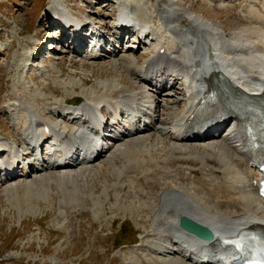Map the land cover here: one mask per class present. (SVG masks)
Masks as SVG:
<instances>
[{
	"label": "bare ground",
	"instance_id": "bare-ground-1",
	"mask_svg": "<svg viewBox=\"0 0 264 264\" xmlns=\"http://www.w3.org/2000/svg\"><path fill=\"white\" fill-rule=\"evenodd\" d=\"M98 1L103 6L109 4L106 0ZM163 1L166 5H154L155 12L150 16V21L158 26L159 36L150 38V33L146 41L143 36L139 40L138 48L145 45L141 52L145 59L141 62L138 57H128L121 63L118 58L125 49L115 44L111 52L104 53L106 41L90 51L81 49L86 59H115L112 66L116 69L121 66L129 72L138 87L120 86L122 78L105 85L104 95L91 93L75 107L68 106L71 102L66 99L56 101L52 114L67 121L64 126L48 119L36 106L33 108L20 101L18 107L23 108L20 115L12 116L18 121L15 123L21 140L18 143H23L22 138L35 143L36 158L48 177L61 172L56 175L57 183L83 180L92 169L90 166L107 155L106 163L99 165L97 170L106 171L108 164L117 167L118 158L127 163L124 175L132 169L140 170L133 175L134 181L146 178L143 184L153 195L154 204H145L144 209L154 218V223L151 231L128 246L137 260L124 258L128 260H124L125 264H229L237 257V252L221 250L219 245L185 231L180 226V217L188 216L208 227L214 239L234 236L247 228H264V200L253 187L252 180L260 179L261 174L254 169V160L249 157L253 155L231 124V120L236 119L235 110L216 104L197 124H189L186 120L196 102L209 92L215 76L221 75L236 92L256 94L259 90L264 80V0H210L227 12L241 8L235 26L231 21L209 19L173 0H158ZM135 9L137 13L143 12L138 6ZM132 10L121 6L119 16L131 22ZM48 18L51 26L57 25L58 20L52 17L50 9ZM139 19L140 23L149 24L143 21L149 18ZM131 31L118 35L119 41H124ZM59 37L65 40L66 35ZM186 81L189 82L187 89L181 88ZM162 102H165L164 109L177 105L176 115L172 118L163 115ZM100 108L102 112L106 110L115 115L129 113L112 125L113 130L108 132L114 136L111 140L98 133L103 124ZM145 111L142 124L139 118ZM66 112L75 115L71 119ZM252 113L253 121L263 127L264 111L254 108ZM205 121L211 129L202 134L199 125ZM49 139L56 144L40 151V146ZM1 146L7 149L0 148V171L7 172L6 181L1 182L26 178L39 171L32 161L14 149L11 140L2 142L0 139ZM98 147V155L86 161L85 158ZM145 150L148 158L141 156ZM182 151L197 153L182 155L179 153ZM152 152L165 157L155 159ZM25 154L30 156L32 152ZM141 174L143 177H138ZM108 193L107 189L103 190L106 200ZM130 258L133 259L132 254Z\"/></svg>",
	"mask_w": 264,
	"mask_h": 264
},
{
	"label": "rangeland",
	"instance_id": "rangeland-1",
	"mask_svg": "<svg viewBox=\"0 0 264 264\" xmlns=\"http://www.w3.org/2000/svg\"><path fill=\"white\" fill-rule=\"evenodd\" d=\"M50 1L0 0V137L4 134L21 141L15 131L18 121L9 114L15 110L20 115L19 111L23 109L18 107L20 101L31 107L34 105L33 108L36 106L48 119L64 126L67 122L52 114L56 110V101L66 99L76 103L77 97L86 96V99L91 93L102 96L105 85L122 78L120 86L131 84L138 87L129 72L121 66L117 69L112 66L115 59H86L61 44L60 31L56 25H50L48 18ZM173 1L209 19L224 23L231 21L233 26L238 23L242 12L240 7L227 12L220 9L216 1L210 0ZM61 2L72 7L80 17L95 16L103 31L112 32L111 28L116 24L113 19L118 11L113 2L104 6L98 0ZM130 3L137 17L142 14L139 18L149 20L155 12L154 5H166L165 1L158 0H130ZM136 6L143 8V12L138 14ZM137 44V36L131 34L124 42H117L122 46ZM112 47L109 44L106 48ZM143 50L144 46L126 50L118 59L123 63L128 57H138L141 62L145 59L141 53ZM28 61L32 62L30 67L26 65ZM9 102L14 103L10 105ZM164 104L162 102L160 106L163 115L175 116L179 107L170 104V109H164ZM47 110L51 113H46ZM150 154H154L155 159L165 157L160 153ZM143 155L148 158V151L142 152ZM107 157L90 166L92 169L83 180L57 183L56 175L61 172L53 173L49 178L48 173L41 170L26 178L0 181V264H125V259L136 261L128 247L135 243H121L131 238L139 241L142 234L152 230L154 218L144 208L145 204H154L153 195L143 184L145 176H138L143 177L141 182L134 181L133 175L140 170L132 169L131 173L124 175L127 163L123 158H118L117 167L108 164L106 171L97 170L99 165L106 163ZM35 164L40 166L38 161ZM1 177L5 175L0 174ZM104 189L109 192V200L103 195ZM126 223L132 226L135 236L124 233V237L118 233L121 227V230L128 231Z\"/></svg>",
	"mask_w": 264,
	"mask_h": 264
},
{
	"label": "water",
	"instance_id": "water-1",
	"mask_svg": "<svg viewBox=\"0 0 264 264\" xmlns=\"http://www.w3.org/2000/svg\"><path fill=\"white\" fill-rule=\"evenodd\" d=\"M180 225L182 228L201 238L211 239L213 236L212 231L208 227L196 222L188 216L180 217Z\"/></svg>",
	"mask_w": 264,
	"mask_h": 264
},
{
	"label": "trees",
	"instance_id": "trees-1",
	"mask_svg": "<svg viewBox=\"0 0 264 264\" xmlns=\"http://www.w3.org/2000/svg\"><path fill=\"white\" fill-rule=\"evenodd\" d=\"M127 225V232L126 231H122L121 230V232L119 233V234H122L121 236H124L125 237V234H128V235H131V234H133V236H134V231L132 230V226H130V225H128V223H126ZM132 231V232H131ZM131 232V233H130ZM125 233V234H124ZM132 239V238H131ZM131 241V240H130ZM125 242V241H124ZM126 242H129V240H127Z\"/></svg>",
	"mask_w": 264,
	"mask_h": 264
}]
</instances>
